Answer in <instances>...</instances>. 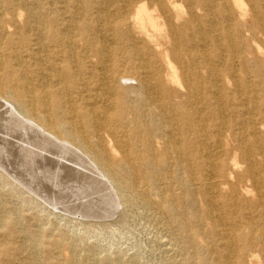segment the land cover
Instances as JSON below:
<instances>
[{
	"label": "bare ground",
	"instance_id": "obj_1",
	"mask_svg": "<svg viewBox=\"0 0 264 264\" xmlns=\"http://www.w3.org/2000/svg\"><path fill=\"white\" fill-rule=\"evenodd\" d=\"M2 106L0 179L48 215L264 264V0H0Z\"/></svg>",
	"mask_w": 264,
	"mask_h": 264
},
{
	"label": "rangeland",
	"instance_id": "obj_2",
	"mask_svg": "<svg viewBox=\"0 0 264 264\" xmlns=\"http://www.w3.org/2000/svg\"><path fill=\"white\" fill-rule=\"evenodd\" d=\"M6 109L0 107V113ZM16 146L18 144H0V148L12 147L11 150ZM10 180L16 182L13 178ZM45 186L47 191L44 190L43 195L47 197L52 193L50 181ZM123 207L121 205V209ZM142 208L126 207L125 219L112 228L91 230L70 224L71 227L56 216L48 215L43 207L29 203L27 197L4 185L0 179V264H64L71 256L69 239L76 247L73 264H83L82 257L87 254L90 255L88 264H128L130 261L166 264L161 244L164 232L151 212Z\"/></svg>",
	"mask_w": 264,
	"mask_h": 264
}]
</instances>
